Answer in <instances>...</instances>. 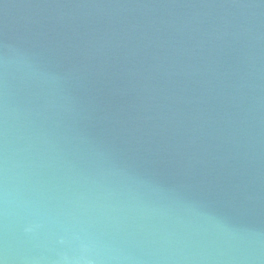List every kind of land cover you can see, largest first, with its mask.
Wrapping results in <instances>:
<instances>
[{"label":"water","instance_id":"obj_1","mask_svg":"<svg viewBox=\"0 0 264 264\" xmlns=\"http://www.w3.org/2000/svg\"><path fill=\"white\" fill-rule=\"evenodd\" d=\"M0 264H264V0H0Z\"/></svg>","mask_w":264,"mask_h":264}]
</instances>
